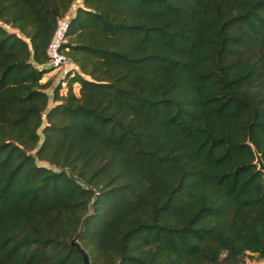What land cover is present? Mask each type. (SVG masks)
<instances>
[{"label":"trees","instance_id":"1","mask_svg":"<svg viewBox=\"0 0 264 264\" xmlns=\"http://www.w3.org/2000/svg\"><path fill=\"white\" fill-rule=\"evenodd\" d=\"M75 1L0 0V264L264 260V0H80L48 95Z\"/></svg>","mask_w":264,"mask_h":264},{"label":"built area","instance_id":"2","mask_svg":"<svg viewBox=\"0 0 264 264\" xmlns=\"http://www.w3.org/2000/svg\"><path fill=\"white\" fill-rule=\"evenodd\" d=\"M73 2L65 15L56 20V25L53 34L46 47V55L48 56V66L53 69L60 67L62 64L69 63L64 56L58 51L60 44L64 41V32L67 28V22L69 17L72 15L75 7L79 5Z\"/></svg>","mask_w":264,"mask_h":264},{"label":"rangeland","instance_id":"3","mask_svg":"<svg viewBox=\"0 0 264 264\" xmlns=\"http://www.w3.org/2000/svg\"><path fill=\"white\" fill-rule=\"evenodd\" d=\"M78 1H80V0H76V1H75V2H76L75 4H78V3H77ZM6 29H7V30H10L8 27H6ZM68 64H69V63L62 64L60 67L55 68V69H53L52 71H50V72L48 73V75H50V76H48V75L46 74V76L44 77V78L46 79L45 81H47V77H50V80H48V81H49L48 83H50V86H48V87L45 89V92L48 93V95H49L50 92H51V86H52L53 84L56 83V81L58 80L59 76H62L63 73H64L67 69H69ZM45 81H43V79L41 80V82H45ZM74 90H75V91L77 90V86H74ZM48 104H49V105L51 104L50 99H48ZM35 163L38 164V165H43V166H46V167L51 168L48 164H46V163H44V162L35 161Z\"/></svg>","mask_w":264,"mask_h":264},{"label":"water","instance_id":"4","mask_svg":"<svg viewBox=\"0 0 264 264\" xmlns=\"http://www.w3.org/2000/svg\"><path fill=\"white\" fill-rule=\"evenodd\" d=\"M252 149V153H253V157H254V160H253V163L256 165V169L259 170L260 172L263 173L264 175V162L262 161V159L260 158V155L259 153H257L255 151V149L253 147H251ZM74 242H72L73 244ZM77 247V246H76ZM78 248V247H77ZM80 253H81V257H82V264H88L87 263V259H86V256L85 254L83 253V251H81L79 249Z\"/></svg>","mask_w":264,"mask_h":264},{"label":"crops","instance_id":"5","mask_svg":"<svg viewBox=\"0 0 264 264\" xmlns=\"http://www.w3.org/2000/svg\"><path fill=\"white\" fill-rule=\"evenodd\" d=\"M68 67L70 68V67H72V64H68ZM52 71V70H51ZM50 72V71H49ZM48 72V73H49ZM48 73H46L47 75H48ZM46 74L44 75V77L46 76ZM48 76H50V75H48ZM42 78L43 79V81H45L46 79L45 78ZM61 76H59V78H60ZM58 78V79H59ZM48 80H50V77H47V81ZM57 82V81H56ZM242 264H264V260H256V259H254V258H246L245 259V261H244V263H242Z\"/></svg>","mask_w":264,"mask_h":264}]
</instances>
